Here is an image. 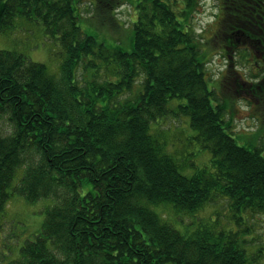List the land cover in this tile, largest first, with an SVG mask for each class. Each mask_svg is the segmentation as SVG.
<instances>
[{
    "label": "trees",
    "instance_id": "trees-1",
    "mask_svg": "<svg viewBox=\"0 0 264 264\" xmlns=\"http://www.w3.org/2000/svg\"><path fill=\"white\" fill-rule=\"evenodd\" d=\"M85 2L101 25L117 22L126 4L136 9L131 50L109 48L82 30ZM218 2L215 39L228 60L222 87L235 86L260 104L264 0ZM198 6L199 0H0V33L23 16L41 22L63 50L59 78L0 50V210L14 195L55 200L13 264H248L234 233L205 224L184 234L149 207L169 203L194 214L225 197L235 211H264V155L238 144L225 103H214L212 73L191 26ZM238 39L252 47L238 48ZM241 53L258 69L253 83L239 70ZM173 98L186 100L177 112L210 150L211 171L182 174L152 134L159 118L172 117Z\"/></svg>",
    "mask_w": 264,
    "mask_h": 264
},
{
    "label": "rangeland",
    "instance_id": "rangeland-1",
    "mask_svg": "<svg viewBox=\"0 0 264 264\" xmlns=\"http://www.w3.org/2000/svg\"><path fill=\"white\" fill-rule=\"evenodd\" d=\"M81 7L84 18H80L79 25L83 31L96 36L98 41L104 42L109 48L119 45L125 50H131L128 38L132 22L136 20V9L132 5L122 6L116 13L117 22H109L107 25L98 23L94 8L89 2L83 3ZM219 12L218 0H199V6L191 20L192 29L198 35L204 50L207 67L212 73L209 87L215 92L214 103H225L226 120L231 124L229 132L238 144L251 150L260 149L264 155V101L258 104L247 93L240 95L235 86H230L229 89L222 87L228 60L222 53L221 42L215 39L220 23ZM0 50L20 53L32 62L45 65L50 75L57 78L61 75L62 47L58 40L46 34L41 22L28 20L23 16L17 17L12 28L0 33ZM244 56L246 53L238 55L239 70L245 75L246 81L253 83L255 80L251 77L259 72L252 66V57L249 58L252 60L251 64L245 61ZM82 72L81 69L79 77ZM99 75L105 78L107 72L101 69ZM231 94L233 96L225 98V95ZM185 103V99H170L168 104L173 107L172 117L159 118L152 126V134L176 160L180 172L192 176L200 169L207 168L211 171L212 154L197 140L198 132L191 127L189 117L177 112L179 105ZM176 114L180 118L175 119ZM22 173L23 169H20L14 185ZM216 200L194 214L177 213L169 203L149 207L164 222L184 234H192L205 224L212 226L217 232H232L249 254L248 264H264V211L253 214L248 210L235 211L230 206L229 199L221 197ZM54 205L55 200L52 198L31 203L18 195L11 197L6 207L0 210V264H13L21 258L22 248L36 239L44 226L47 210ZM214 219H218V222L214 223Z\"/></svg>",
    "mask_w": 264,
    "mask_h": 264
},
{
    "label": "flooded vegetation",
    "instance_id": "flooded-vegetation-1",
    "mask_svg": "<svg viewBox=\"0 0 264 264\" xmlns=\"http://www.w3.org/2000/svg\"><path fill=\"white\" fill-rule=\"evenodd\" d=\"M239 0H233V3H237ZM240 3V2H239ZM219 15L221 16V12H219ZM252 18H253V16H252ZM241 36H243V35H241ZM237 47L238 48H250V47H252L250 44H247V43H242V40L241 39H238V41H237Z\"/></svg>",
    "mask_w": 264,
    "mask_h": 264
}]
</instances>
